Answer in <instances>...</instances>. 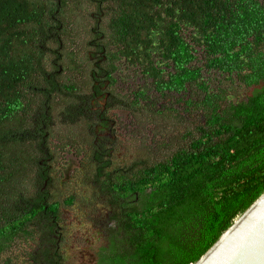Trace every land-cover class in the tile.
Listing matches in <instances>:
<instances>
[{"label": "trees", "instance_id": "trees-1", "mask_svg": "<svg viewBox=\"0 0 264 264\" xmlns=\"http://www.w3.org/2000/svg\"><path fill=\"white\" fill-rule=\"evenodd\" d=\"M83 1L0 0V264H68L61 204L51 202L48 190L56 160L46 152L48 145H55L56 156L60 147L77 146L76 120L59 145L50 126L45 143L42 137L36 144L27 132L36 108L58 116L64 105L57 99L91 83L86 50L70 45L91 35L79 23L86 18ZM92 2L103 4L95 38L104 36L103 70L119 106L139 110L149 101L146 84L129 95L116 89L141 75L160 96L178 95L185 113L194 108V133L165 161L116 172L104 164L100 174L94 163L102 193L116 208L94 264H193L264 193V3ZM214 73L249 94L231 100L226 88L210 84ZM20 243H30L25 258L13 256Z\"/></svg>", "mask_w": 264, "mask_h": 264}, {"label": "rangeland", "instance_id": "rangeland-1", "mask_svg": "<svg viewBox=\"0 0 264 264\" xmlns=\"http://www.w3.org/2000/svg\"><path fill=\"white\" fill-rule=\"evenodd\" d=\"M261 1L264 3V0ZM82 8L80 15H84L86 18L85 20L81 19L79 23L83 24L82 26L89 32L92 27H96L92 15H97L98 9L92 0H84ZM81 40L86 41V37L85 40ZM198 57L201 59V56L198 55ZM126 70L133 71L127 67ZM210 78V84L213 87L222 86L226 88L229 98L233 101L244 99L249 94V90H246L245 87L232 83L220 74L214 73ZM143 84H146L149 89V101L144 103V106L139 110L131 109L128 105L118 109L119 125L115 127V132H117V139L120 144H118L116 151L117 158L115 157L112 161L113 170H128L132 167L136 171L163 162L178 147V143L187 142L184 137L188 132L194 133V108H191L189 113H185L184 106L177 101L178 95L160 96L150 89V81L143 79L141 75L122 83L123 86H117L116 89L123 90L126 95H129L132 90ZM125 100L129 101L128 99ZM44 109L43 106L39 110L36 108L33 120L35 118L39 120L45 111ZM170 110H176V112ZM33 123L31 131L35 129ZM54 146H47L51 153L57 150ZM33 152L41 159V154L36 149ZM79 152V145L74 146L66 153V159L56 160L54 164L55 173H51V177L55 178V183L49 184L48 190L53 192V197L55 196L51 202L55 201L61 204L60 214L64 237L61 243V251L67 256L68 264H94L98 248L103 247L106 242L104 231L112 225L105 226L106 222L112 223L106 219L115 213L116 208L107 203V194L104 196L102 193L101 179L95 177L97 165H94L89 155L83 161L78 159ZM56 158L59 156L57 155ZM79 164L90 170H80ZM71 196L76 198L75 202L71 206H65L63 201ZM35 228L37 229V227ZM36 240L39 241L38 236ZM56 246L57 242H54L51 248L54 249ZM26 249H30V243H20L13 256L25 258L22 254Z\"/></svg>", "mask_w": 264, "mask_h": 264}, {"label": "flooded vegetation", "instance_id": "flooded-vegetation-1", "mask_svg": "<svg viewBox=\"0 0 264 264\" xmlns=\"http://www.w3.org/2000/svg\"><path fill=\"white\" fill-rule=\"evenodd\" d=\"M102 6V3H98L97 7L100 9V12H97V15H92L96 27L91 28V35L89 38L86 37V41H80L74 38V40L70 42V45L76 48L78 47L81 51L82 49L86 50V52L82 51V53L87 54L86 56H88L91 61L89 63L91 83L88 84L87 87L84 82H81L79 89L74 90L73 93L68 92V94L65 95V99L60 96L57 100L63 103L62 105L64 106L62 107L64 111L58 116H51L46 107L44 116L41 115L40 119L33 123L35 133L34 130L27 132V137L33 141L37 142L43 137V143H45L50 133L47 131V127L50 126L54 129L50 134H53L55 143L59 145L61 144V140L69 134L71 126L75 123L77 128L73 129L72 138L74 141L72 143H77L76 145L80 147L78 159L83 161L89 155V158L94 163L96 161L99 162L100 164L96 169V173L98 174H100L99 167L104 164L106 168L105 171L110 168L112 169V161L115 157L117 158L116 151L118 150V144H120V142L118 143L117 132H115V127L119 125V117L117 118V115L119 113L118 109L120 108V98L117 94L118 91L113 92L114 87L111 86L110 79L103 70V63L108 59L105 56L108 54V51L101 42L104 36L102 35L100 38H95V36L100 33V28L103 27L101 18L98 17L103 15ZM83 39L85 40V37ZM84 67L86 68V66ZM60 70H62L61 67ZM72 75L65 76L73 79ZM72 100L73 103L71 104ZM76 101H81L82 103L76 105ZM68 103H70V105H68ZM122 105L123 104H121V106ZM74 120L76 121L73 123ZM90 140L92 141L91 143ZM74 150H76V148H74ZM58 151L59 158H56V154L53 155L49 153V151L46 153L48 156L52 155L50 159L54 161L57 159H66V153H68V151L63 150L61 147L58 148ZM78 167L83 170L80 164ZM59 245L60 239L57 241V247H59Z\"/></svg>", "mask_w": 264, "mask_h": 264}, {"label": "water", "instance_id": "water-1", "mask_svg": "<svg viewBox=\"0 0 264 264\" xmlns=\"http://www.w3.org/2000/svg\"><path fill=\"white\" fill-rule=\"evenodd\" d=\"M193 264H264V193Z\"/></svg>", "mask_w": 264, "mask_h": 264}]
</instances>
